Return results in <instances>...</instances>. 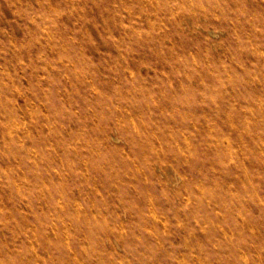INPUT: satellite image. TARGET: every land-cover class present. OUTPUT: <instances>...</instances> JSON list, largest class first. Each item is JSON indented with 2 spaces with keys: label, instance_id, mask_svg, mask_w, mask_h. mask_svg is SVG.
Here are the masks:
<instances>
[{
  "label": "rangeland",
  "instance_id": "obj_1",
  "mask_svg": "<svg viewBox=\"0 0 264 264\" xmlns=\"http://www.w3.org/2000/svg\"><path fill=\"white\" fill-rule=\"evenodd\" d=\"M0 264H264V0H0Z\"/></svg>",
  "mask_w": 264,
  "mask_h": 264
},
{
  "label": "bare ground",
  "instance_id": "obj_2",
  "mask_svg": "<svg viewBox=\"0 0 264 264\" xmlns=\"http://www.w3.org/2000/svg\"><path fill=\"white\" fill-rule=\"evenodd\" d=\"M203 8V7H202ZM184 12V11H183ZM203 16H205V15H203ZM191 20V19H190ZM187 21H188V19H187ZM193 22H195V20H192ZM121 204V203H120Z\"/></svg>",
  "mask_w": 264,
  "mask_h": 264
}]
</instances>
